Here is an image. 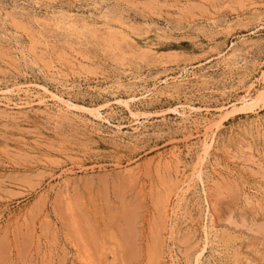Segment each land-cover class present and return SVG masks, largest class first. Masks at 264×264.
<instances>
[{
  "label": "rangeland",
  "instance_id": "374dc122",
  "mask_svg": "<svg viewBox=\"0 0 264 264\" xmlns=\"http://www.w3.org/2000/svg\"><path fill=\"white\" fill-rule=\"evenodd\" d=\"M19 87L0 264H264V0H0Z\"/></svg>",
  "mask_w": 264,
  "mask_h": 264
},
{
  "label": "bare ground",
  "instance_id": "6f19581e",
  "mask_svg": "<svg viewBox=\"0 0 264 264\" xmlns=\"http://www.w3.org/2000/svg\"><path fill=\"white\" fill-rule=\"evenodd\" d=\"M94 7H95V6H94ZM69 8H70V7H69ZM70 9H71V8H70ZM54 10H56V9H54ZM86 10H87V9H86ZM52 11H53V10H52ZM69 11H70V10H69ZM89 11H90V10H89ZM50 12H51V11H49V13H50ZM64 12H65V11H64ZM74 12H75V11H74ZM80 12H81V11H80ZM80 12H79V13H80ZM82 12H83V11H82ZM87 12H88V11H87ZM76 13H77V12H76ZM91 13H92V12H91ZM96 13H97V12H96ZM45 14H46V13H45ZM74 14H75V13H74ZM94 14H95V13H94ZM97 14H98V13H97ZM48 15H49V14H48ZM54 15H55V14H54ZM72 15H73V14H72ZM39 16H40V15H39ZM43 16H44V14H43ZM50 16H51V15H50ZM99 16H100V15H99ZM108 16H109V15H108ZM45 17H46V16H45ZM47 17H48V16H47ZM59 17H60V16H59ZM63 17H64V16H63ZM73 17H74V16H73ZM79 17H80V16H79ZM39 18H40V17H39ZM48 18H49V17H48ZM51 18H53V17H51ZM54 18H56V17H54ZM67 18H68V17H67ZM67 18H66V19H67ZM77 18H78V17H77ZM77 18H76V19H77ZM101 18H102V16H101ZM66 19H65V21H68V22L70 21V20H68V19L66 20ZM69 19H70V18H69ZM81 19L83 20V17H82ZM34 20H35V19H34ZM79 20H80V19H79ZM102 20H103V19H102ZM108 20H109V19H108ZM36 21H38V18L36 19ZM39 21H40V20H39ZM52 21H54V20L52 19ZM57 21H58V20H57ZM57 21H56V22H57ZM74 21H75V20H74ZM110 21H111V20H110ZM112 21H114V20H112ZM50 22H51V21H50ZM58 22H59V21H58ZM58 22H57V23H58ZM68 22H67V23H68ZM85 22H86V21H85ZM92 22H93V21H92ZM36 23H37V22H36ZM61 23H62V22H61ZM76 23H77V22H76ZM80 23L83 24L84 22L81 21ZM95 23H96V22H95ZM101 23H102V22H101ZM122 23H123V22H122ZM209 23H210V22H209ZM46 24H47V23H46ZM46 24H45V25H46ZM48 24H51V23H48ZM78 24H79V22H78ZM81 24H80V26H81ZM96 24H97V23H96ZM114 24H115V23H114ZM211 24H213V23H211ZM37 25H39V23H38ZM58 25H59V24H58ZM61 25H62V24H61ZM66 25H67V24H66ZM72 25H73V24H72ZM72 25H70L71 28H72ZM93 25H94V24H93ZM98 25H100V24H98ZM105 25H107V24H105ZM105 25H104V26H105ZM108 25H109V24H108ZM127 25H128V24H127ZM62 26H64V24H63ZM73 26H74V25H73ZM75 26H76V25H75ZM102 26H103V25H102ZM122 26H123V24H122ZM64 27H65V26H64ZM90 27H91V26H90ZM96 27H97V26H96ZM125 27H126V26H125ZM74 28H76V27H74ZM74 28H72V29L74 30ZM86 28H87V27H86ZM94 28H95V26H94ZM107 28H108V27H107ZM87 29H88V28H87ZM127 29H128V28H127ZM70 30H71V29H70ZM76 30H79V29H76ZM80 30H81V28H80ZM89 30H90V29H89ZM133 30H134V29H133ZM144 30H145V29H144ZM81 31H82V30H81ZM81 31H80V32H81ZM117 31L119 32L118 29H117ZM135 31H136V29H135ZM77 32H78V31H77ZM84 32H85V29H84ZM113 32H115V31H113ZM113 32H112V33H113ZM118 32H117V33H118ZM136 32L139 33V31H136ZM140 32H141V31H140ZM90 33H91V32H90ZM90 33H89V35H90ZM117 33H115V34H117ZM129 33H130V32H129ZM133 33H135V32H133ZM146 33H147V32H146ZM92 34H93V33H92ZM76 35H77V34H76ZM81 35H82V34H81ZM83 35H84V34H83ZM83 35H82V36H83ZM95 35H97V34L95 33L94 36H95ZM113 35H114V34H113ZM119 35H120V34H119ZM122 35H123V34H121V36H122ZM147 35H148V34H147ZM70 36H71V35H70ZM79 36H80V34H79ZM90 36H91V35H90ZM111 36H112V35H111ZM111 36H110V37H111ZM123 36H124V35H123ZM136 36H137V35H136ZM136 36H135V37H136ZM106 37H107V36H106ZM119 37H120V36H119ZM146 37H147V36H146ZM16 38H17V37H16ZM28 38H29V37H28ZM30 38H31V37H30ZM104 38H105V37H104ZM125 38H126V37H125ZM125 38H124V39H125ZM128 38H129V37H128ZM128 38H127V39H128ZM140 38H141V37H140ZM156 38H157V37H156ZM162 38H164V36H162ZM92 39H93V37H92ZM95 39H96V36H95ZM115 39H116V38H115ZM121 39H122V38H121ZM121 39H120V40H121ZM159 40H160V39H159ZM125 41H126V40H125ZM130 41H131V40H130ZM132 41H134V40H132ZM157 41H158V40H157ZM29 42H30V41H29ZM123 42H124V40H123ZM150 42H151V41H150ZM107 43H108V42H107ZM154 44H155V43H154ZM160 44H161V43H160ZM17 45H19V44H17ZM113 46H114V45H113ZM152 46H153V45H152ZM114 47H115V46H114ZM153 47H155V46H153ZM74 49H75V48H74ZM19 50H20V49H19ZM156 50H157V48H156ZM22 51H24V50L22 49ZM27 51H28V50H27ZM136 51H137V50H136ZM152 51H153V50H152ZM74 52H75V51H74ZM74 52H73V53H74ZM23 53H24V52H23ZM31 53H32V54H35V53H33V52H31ZM77 53H78V51H77ZM146 53H147V52H146ZM78 54H79V53H78ZM30 55H31V54H30ZM79 55H80V54H79ZM143 55H144V54H143ZM25 57H27V56H25ZM71 57H72V56H71ZM232 57H233V56H232ZM27 58H28V57H27ZM75 58H76V57H75ZM226 58H227V57H226ZM29 59H30V58H29ZM224 59H225V58H224ZM31 60H32V59H31ZM227 60H228V59H227ZM77 61H80V59H79V60L77 59ZM229 61H230V60H229ZM233 63H234V62H233ZM121 64H122V63H121ZM234 65H235V64H234ZM123 66H124V65H123ZM127 69H128V68H127ZM57 70H58V68H57ZM130 70H131V69H130ZM45 72H46V71H45ZM47 72H48V71H47ZM62 72H63V71H62ZM122 72H123V71H122ZM52 73H53V72H52ZM52 73H50V74H52ZM123 73H124V72H123ZM46 74H47V73H46ZM54 74H55V73H54ZM59 74H60V73H59ZM128 74H129V73H128ZM52 75H53V74H52ZM119 75H121V74H119ZM125 76H126V75H125ZM47 77H48V75H47ZM67 77H68V76H67ZM119 77H120V76H119ZM119 77H118V78H119ZM53 78H54V77H53ZM129 78H130V77H129ZM137 78H138V77H137ZM140 78H141V77H140ZM199 78H200V77H199ZM57 79H58V78H57ZM61 80H62V79H61ZM116 80H117V78H116ZM121 80H122V79H121ZM59 81H60V79H59ZM138 81H139V79H138ZM141 81H142V80H141ZM57 82H58V81H57ZM118 82H120V81L118 80ZM121 82H122V81H121ZM129 82H130V81H129ZM133 82H134V81H133ZM142 82H143V81H142ZM136 83H137V82H136ZM64 84H65V83H64ZM130 84H131V83H130ZM133 84H135V83H133ZM121 85H122V84H121ZM126 85H127V84H126ZM136 85H137V84H136ZM74 86H75V85H74ZM74 86H73V87H74ZM100 86H101V85H100ZM105 87H107V86H105ZM127 87H128V86H127ZM101 88H102V87H101ZM132 88H135V87H132ZM26 90H27V89H26ZM132 90H133V89H132ZM21 91H23V90H22L21 87H19V88L15 89V90H12V89H6V90H3V91H0V93L4 95V98H6L8 101H10V96H12V95H17V94H18L19 92H21ZM45 91H46V90H45ZM24 92H26V91H24ZM141 93H142V92H141ZM142 94H143V93H142ZM140 95H141V94H140ZM53 97H55L57 100H61V102L63 101V102H64L65 104H67V105L69 104L68 101L64 100L61 96H57V95L54 94ZM134 97H136V96H134ZM39 101H40V100H39ZM0 103H1V102H0ZM39 103H41V102H39ZM247 103H249V102H247ZM251 103H252V102H251ZM243 104H245V102H243ZM4 105L6 106V105H8V103H4ZM16 105H17V104H16ZM245 105H246V104H245ZM253 105H254V103H253ZM18 106H19V105H18ZM250 106H252V105L250 104ZM255 127H256V126H255ZM258 127H259V126H258ZM257 132H258V131H257ZM208 152H209V148H208V149H204V150H203V153H202V154H203V155H202L203 159L201 160V164H200L201 167H200L199 174H198V176H199V178H200V180H201L202 182H203V171H202V166H203V164H204V161L208 158V157H207V156H208ZM175 158H176V157H175ZM206 193H207V192H206ZM206 193H205V194H206ZM207 199H208V198H207ZM206 203H207L206 206L208 207V212H209L208 216H209V215L212 216L213 213L211 214V212H210V211H211V209H210V208H211L210 201L208 200ZM208 212H207V213H208ZM212 217H213V216H212ZM212 217H211V218H212ZM211 218H210V220H211ZM209 238H210V237H209ZM232 238H233V237H232ZM211 239H212V238H211ZM209 240H210V239H209ZM205 243H206V242H205ZM117 246H118V245H117ZM119 246H120V245H119ZM119 246H118V247H119ZM203 248H204V247H203ZM204 249H205V248H204ZM201 250H202V252H200V255L196 257V263H199V262H200L201 255H202V253H203V249H201ZM240 253H241V252H240ZM237 254H238V253H237ZM238 255H239V254H238ZM238 255H237V256H238ZM88 256H91V255L88 254ZM88 256H87V258H88ZM112 256H113V255H112ZM90 258H91V257H90ZM113 258H114V256H113ZM87 260H88V259H87ZM92 262L94 263V261H92Z\"/></svg>",
  "mask_w": 264,
  "mask_h": 264
}]
</instances>
